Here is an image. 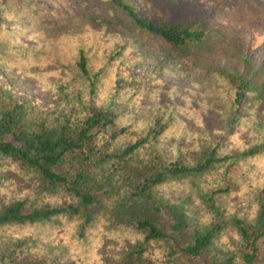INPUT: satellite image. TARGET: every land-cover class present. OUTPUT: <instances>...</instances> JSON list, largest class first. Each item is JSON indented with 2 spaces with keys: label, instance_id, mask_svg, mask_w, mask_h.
Masks as SVG:
<instances>
[{
  "label": "trees",
  "instance_id": "obj_1",
  "mask_svg": "<svg viewBox=\"0 0 264 264\" xmlns=\"http://www.w3.org/2000/svg\"><path fill=\"white\" fill-rule=\"evenodd\" d=\"M66 2L0 0V78L45 65L59 74L45 85L56 106L0 87V264H264L262 137L242 145L232 134L228 146L204 129L199 111L166 107L159 87L137 85L124 45L88 46L103 43ZM101 2L175 50L209 32L202 18L160 22L134 0ZM46 32L51 44L22 40ZM219 75L226 92L233 88L214 97L225 99L219 117L244 128V104L259 101L260 89L246 75ZM257 176L261 184L248 183ZM58 236L65 251L53 247Z\"/></svg>",
  "mask_w": 264,
  "mask_h": 264
},
{
  "label": "rangeland",
  "instance_id": "obj_2",
  "mask_svg": "<svg viewBox=\"0 0 264 264\" xmlns=\"http://www.w3.org/2000/svg\"><path fill=\"white\" fill-rule=\"evenodd\" d=\"M134 1L147 15L160 22L173 23L185 21L190 17L202 18L209 29L208 35L201 42L175 50L163 38L138 29L124 12L114 9L110 12L111 7L101 0H67L64 11L68 15L71 12L78 16L83 15L87 34L97 33L95 37H100L103 46L97 44L94 39L97 48L92 46L93 41L88 43L96 53H103L106 47L108 51L124 45L128 50L125 67L131 71L129 73H132L134 80L140 77L137 85L146 93L149 89L159 87L157 100L166 103V107L187 106L196 113L199 111L206 122L204 129L217 141L229 146L232 140L228 136L232 134L236 135L242 145L250 144L251 139L257 137H262L264 141V0ZM43 5L48 9L52 7L46 3ZM43 22L56 24V21L52 20ZM71 30V27H67L63 31L68 34ZM22 40L29 44L44 40L49 44L53 42L49 32L44 33L42 37L40 33H35L30 37H22ZM63 44L57 41V45ZM55 70L56 66L45 65L32 67L29 74L23 75L7 71L6 75L0 78V87L8 83L20 95L32 97L46 107L56 106L57 98L45 87L47 83H53L59 78V74L53 73ZM223 70L231 75L239 73L252 78V85L260 89L257 92L259 101L253 102L251 106L244 104L251 107L249 111L243 110L240 115L242 118L251 115L244 128H241V121L230 124L219 117L218 112L223 109L225 99L217 101L214 97L220 95V90L223 93L220 98H227L231 95L230 91H233L230 86V91L226 92L219 83L222 76H218V73H223ZM60 71V74L70 75L67 71ZM41 72L45 73L44 79L37 76ZM74 76L73 73L72 81ZM147 79L150 80L146 81ZM182 118L194 126L192 119L184 116ZM232 151L239 152L235 148ZM247 180H243L240 186L247 189ZM261 180L262 177L257 176L248 183L259 185ZM47 193L51 196L53 191L47 190ZM234 197L236 195H233V199ZM71 199L74 201L73 197ZM108 226L111 229L109 224ZM98 232L102 230L99 228ZM52 242L55 243L54 249L63 251L68 245L63 242L62 236L54 238Z\"/></svg>",
  "mask_w": 264,
  "mask_h": 264
}]
</instances>
